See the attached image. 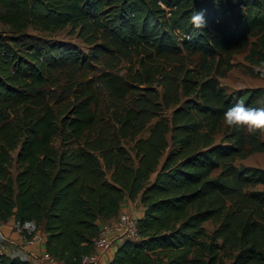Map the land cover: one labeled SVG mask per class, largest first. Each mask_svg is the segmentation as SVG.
I'll return each mask as SVG.
<instances>
[{
	"label": "trees",
	"instance_id": "1",
	"mask_svg": "<svg viewBox=\"0 0 264 264\" xmlns=\"http://www.w3.org/2000/svg\"><path fill=\"white\" fill-rule=\"evenodd\" d=\"M194 8L206 10L198 32L188 22ZM0 22L8 26L0 31V221L34 220L51 256L86 264L100 222L138 198L137 237L119 243L108 264H264V167L235 163L264 151L262 132L226 125L214 136L238 100L264 107V86L228 93L214 76L245 49L250 63L264 64V0H0ZM66 25L86 51L27 31ZM134 57L127 74H97L107 114L97 112L90 80L74 101L52 104L57 74L69 81L93 63ZM0 264L30 262L0 253Z\"/></svg>",
	"mask_w": 264,
	"mask_h": 264
},
{
	"label": "rangeland",
	"instance_id": "2",
	"mask_svg": "<svg viewBox=\"0 0 264 264\" xmlns=\"http://www.w3.org/2000/svg\"><path fill=\"white\" fill-rule=\"evenodd\" d=\"M8 28L6 24L0 22V31H5ZM71 27L66 25L63 28L54 30V31H46L40 30L38 28H34L32 26L27 27V31L33 34H37L44 38H54L60 41H67L76 44L81 50L86 51L89 47L86 43H84L75 32L70 31ZM247 53V49L243 51L234 52L227 63H224L221 67L218 68L219 73H216L215 78L218 80L219 84L224 87L226 92L232 93V91L237 90L242 87H256V86H264V78L253 75L251 70L254 68L264 69V67H259L256 64L250 63L249 60L245 58ZM197 60L196 55H189L188 56V64L187 66L192 68L195 61ZM137 58L134 57V61L131 63L127 60H121L117 63L113 64V67L108 68L103 63L95 64L93 63L91 66L78 70L74 75L71 77V80L66 81L63 74H57L54 80L50 83V90L55 93L56 99L52 102L55 107L62 108L63 106L67 105L69 102L74 101V97L78 94L80 95L82 92L85 91L83 88L84 85L88 84V80L91 83V88H87V91L92 90L94 93V99L97 101V112L98 113H108L110 107L108 106V98L107 93L102 87L100 83V79L97 76L102 70L108 69L112 70L117 73L127 74L129 71L128 66H133L135 69L138 66ZM80 81V83H79ZM143 86V85H142ZM64 88V90H63ZM159 91L161 92V87H158ZM181 102H183L187 95H184L181 91ZM192 98H194L192 96ZM176 107V104L171 105L170 107H165L162 109V115L170 116ZM148 124H151L149 122ZM226 131V124L224 121H221V124L218 126L214 136L215 141H219L224 132ZM148 133L147 129L142 133V135H146ZM168 138L170 137V132L168 133ZM262 139H264V132H262ZM53 142L55 145L60 144V137L56 134L53 138ZM132 142L126 141L125 145L130 148ZM19 147L12 151V160L10 165V172L14 174L15 172V165H14V158L16 156V152ZM132 155L133 152H131ZM165 153L162 155L161 159H163ZM235 163L237 165L240 164H251V165H258L264 167V151H257L253 152L245 158L236 159ZM207 230L210 232L214 224L211 221H207L205 223ZM228 262V260H226Z\"/></svg>",
	"mask_w": 264,
	"mask_h": 264
},
{
	"label": "built area",
	"instance_id": "3",
	"mask_svg": "<svg viewBox=\"0 0 264 264\" xmlns=\"http://www.w3.org/2000/svg\"><path fill=\"white\" fill-rule=\"evenodd\" d=\"M15 229L21 234L22 245L16 255L22 259L28 260L30 252L27 246L40 242L42 233L37 222L34 220L14 221ZM137 237V217L127 211H119L117 216L111 220L100 222L99 231L94 239V250L85 257L86 264H96L98 261V253L115 249L124 239H134ZM6 236L0 228V253L7 254L5 244ZM43 258L53 260L46 250L43 252Z\"/></svg>",
	"mask_w": 264,
	"mask_h": 264
},
{
	"label": "crops",
	"instance_id": "4",
	"mask_svg": "<svg viewBox=\"0 0 264 264\" xmlns=\"http://www.w3.org/2000/svg\"><path fill=\"white\" fill-rule=\"evenodd\" d=\"M119 211H127L138 218L143 213V207L140 204L138 198L134 199L133 201L125 199L122 202ZM14 221V215L6 221H0V228L6 236L5 244L7 248V254L10 256L16 255L19 252V249L21 248V245L23 243L21 234L14 227ZM40 230L42 233L41 241L26 247V249L31 254L30 256H28V261L30 262V264H61V262L55 258L53 260H46L43 258V252L46 250L45 233L41 228ZM114 250L115 249H111L102 253L97 252L98 261L96 264H108L109 260L112 258Z\"/></svg>",
	"mask_w": 264,
	"mask_h": 264
},
{
	"label": "clouds",
	"instance_id": "5",
	"mask_svg": "<svg viewBox=\"0 0 264 264\" xmlns=\"http://www.w3.org/2000/svg\"><path fill=\"white\" fill-rule=\"evenodd\" d=\"M205 14L206 10L203 9L194 8L191 11L188 22L194 31L198 32L206 27ZM187 38L191 39V36ZM261 67H264V64ZM260 75L264 78V72ZM223 121L228 127L243 129L249 134L264 132V107L246 106L243 100H238L223 114Z\"/></svg>",
	"mask_w": 264,
	"mask_h": 264
}]
</instances>
